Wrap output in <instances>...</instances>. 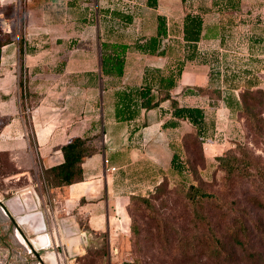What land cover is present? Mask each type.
Here are the masks:
<instances>
[{
	"label": "rangeland",
	"instance_id": "rangeland-1",
	"mask_svg": "<svg viewBox=\"0 0 264 264\" xmlns=\"http://www.w3.org/2000/svg\"><path fill=\"white\" fill-rule=\"evenodd\" d=\"M184 11L180 0H163L157 9L148 7L146 0H0V44L11 40L0 58V198L6 202L15 197L19 216L33 211L35 201L43 207L49 251L58 258L42 250L41 255L54 260L42 264H264L263 94L248 97L260 118L250 124L236 113L232 115L225 105L213 108L223 94L207 90L210 86L202 96L178 95L182 104L205 106L209 120L215 121L217 137L205 142L202 153L196 137L190 136L188 146L185 144L183 136L193 130L190 124L184 123L176 131L169 129L166 137L179 148L190 172L181 176L166 167L160 189L140 193L151 196V204H132L127 209V230L120 234L96 233L89 224V210L66 208L61 203L70 186L49 189L44 182L31 120L34 112L38 117L36 108L43 102L56 104L60 108L53 114L63 119L82 116L84 128L86 122L96 124L83 136H101L107 106L124 90L122 78L101 73V45H127L128 66L136 79V71L154 58L142 55L136 42L155 35L158 15H163L168 33L176 40L173 54L166 59L168 66L182 57L177 41ZM21 37L26 50L22 57ZM67 66L72 72L63 74ZM38 68L62 72L63 82L52 88L37 84L33 77ZM21 78L26 81L24 90ZM237 144L248 152L255 174L228 180L217 156ZM169 161L168 157L164 165ZM190 184L215 194V200L191 202L187 195ZM20 228L30 239L37 236L27 223ZM21 247L5 244L4 256L14 249L19 262L11 264H33V252ZM5 259L0 257V264Z\"/></svg>",
	"mask_w": 264,
	"mask_h": 264
},
{
	"label": "crops",
	"instance_id": "crops-1",
	"mask_svg": "<svg viewBox=\"0 0 264 264\" xmlns=\"http://www.w3.org/2000/svg\"><path fill=\"white\" fill-rule=\"evenodd\" d=\"M180 1L185 9L186 5ZM215 1L188 0L193 3L194 9L203 8L206 11L203 38L199 45L204 49L218 48L221 51L225 65L223 72L226 73L220 85L225 90L223 96L226 93L230 94L231 90L238 95L247 87L252 89L264 87V0H238L236 4L228 2L229 8L235 7L238 12L217 11L219 5H215ZM162 4L163 0H159L158 8ZM184 15L185 11L180 19V38L183 35ZM169 36L172 35L169 33ZM129 57L127 53L125 72L120 77L123 79L124 85L121 86L124 90L140 87L147 67L162 69L167 67L166 57L153 56L151 62L145 63L136 71L134 79L132 68L128 66ZM66 68L63 74L72 72L70 66ZM76 72L78 70L75 69ZM209 72V64L188 61L178 86L172 91L173 94L179 99L178 95H185L182 92L183 88L195 86L206 88L211 84ZM63 74L45 72L38 68L33 78L37 84L52 88L63 82ZM96 76L98 77V74ZM73 78L74 75L71 79ZM73 82L78 85L77 74ZM79 84L83 86V81L80 80ZM122 91H118V95L107 106L109 112L104 116L105 127L102 135L97 137L99 141L95 143L100 150L87 157L83 163L85 179L70 185L67 188V195L61 201L66 208L73 206L76 209L89 210L88 219L92 230L96 233L107 232L110 235L127 230V206L131 196L153 191L163 181L166 167H171L174 142L166 137L169 129L176 131L181 129L184 123L189 124L182 121L180 127L164 128L163 123L170 115H162L160 109L142 110L139 115L129 117V113H121L123 102L119 93ZM202 95L205 94L196 96ZM220 104L225 105L232 115L235 114L227 106L225 96L219 98L218 103H214L212 107L217 108ZM166 105L167 103H164L163 106ZM209 105L211 106L210 102ZM201 107L206 110L205 106ZM58 108L60 107L56 104L43 102L36 108L38 117L35 116V112L31 116L37 154L41 158L42 167L62 162L61 147L74 137L83 136L91 127H96V124L86 122L84 128L82 116L80 120L78 117L63 119L60 114H53ZM187 131L189 130L183 134ZM168 157L170 161L164 165ZM111 167H115L116 170L113 171ZM20 204L25 207L22 202ZM12 207L18 209L16 200L13 201ZM30 213L32 217L23 222L28 226L31 224V227L29 226L31 230L35 231L41 227L43 220L46 223L44 209L36 201Z\"/></svg>",
	"mask_w": 264,
	"mask_h": 264
},
{
	"label": "trees",
	"instance_id": "trees-1",
	"mask_svg": "<svg viewBox=\"0 0 264 264\" xmlns=\"http://www.w3.org/2000/svg\"><path fill=\"white\" fill-rule=\"evenodd\" d=\"M186 5L185 15L183 17V35L177 41L179 50L182 51V57L176 58V61L168 64L165 68L147 67L144 71L143 83L137 89L123 90L119 93V97L123 102V108L121 113H129V117H135L139 115L142 110L160 109L162 115L169 114L170 117L163 123L164 128H177L180 127L182 121H187L193 128L192 131L187 132L183 139L188 146L189 137L197 138L198 145L204 153L205 142L216 137V131L214 132L215 121L209 120L206 110L201 106L181 104L179 99L173 94V90L178 86V81L182 76L185 64L188 61H195L198 63H207L210 66V87L211 91L219 92L223 94L224 89L221 88V80L224 79L225 71L224 60L220 49L213 50L204 49L199 45V42L203 38L204 13L203 8L194 9L193 3L188 0H182ZM229 3L236 4L238 0H216L215 5L217 11L238 12L235 7L229 8ZM146 5L150 8L157 9L159 0H146ZM234 6V5H232ZM127 19L131 22L132 17L128 16ZM168 24L166 18L163 15H158L157 33L150 37L139 39L136 42V49L143 54L159 57H169L173 54L175 47L173 46L172 36L168 33ZM25 39L20 38L19 52L21 57L25 53ZM11 43V40L7 38L0 44V58L2 56V48ZM128 46L125 44H112L104 43L100 49V67L101 73L104 76H123L125 72ZM20 86L26 87V81L21 78L19 81ZM205 87H192L183 88L182 92L185 95H201L207 91ZM228 92V91H227ZM230 94L224 95L227 106L230 107L237 115L243 120V123L250 124L253 120L259 121L260 118L255 113L253 106L248 102L249 95H264V87H258L252 89L247 87L238 95L234 90L230 91ZM223 96V97H224ZM164 103H167L164 107ZM138 129V128H137ZM195 130V135L192 132ZM95 137L90 138L88 136H77L70 140L67 144L61 147L63 154V161L49 166L42 167L43 178L45 185L50 188H66L76 182L83 181L85 179L83 163L85 159L100 150L95 144ZM173 155L171 159L170 169L181 176H185L190 172L187 162H184L181 157L179 148L172 145ZM219 161V167L226 174L228 180H233L235 177L250 178L255 173L252 170L256 168L253 161L248 156L245 148L239 144L235 148H227L225 155L217 156ZM264 177V174H261ZM163 181L158 184L154 189L159 190ZM155 191V192H156ZM151 195V194H149ZM188 198L191 202L199 204L204 201H214L216 195L207 191H204L199 186L190 184L188 192ZM137 201L142 203L151 204V196H144L142 194L132 195L127 209L130 211V206ZM264 206V204H263Z\"/></svg>",
	"mask_w": 264,
	"mask_h": 264
},
{
	"label": "flooded vegetation",
	"instance_id": "flooded-vegetation-1",
	"mask_svg": "<svg viewBox=\"0 0 264 264\" xmlns=\"http://www.w3.org/2000/svg\"><path fill=\"white\" fill-rule=\"evenodd\" d=\"M2 203H4V201L0 198V257L6 258L4 264H11V262L12 263L19 262V256L15 254L14 249L10 250V254L7 257L4 256V252H5L4 245L5 244L12 245L13 247L16 248L17 247L16 242L21 243L22 246L24 247V248L22 247L21 248L24 249L25 251L31 252V253L33 252V255L36 258L34 259L35 261L33 260L34 261L33 264H42L41 261L36 256V254L34 253V251L32 250V248L30 247V245L25 240L23 234L18 229L17 225L15 224L11 216L9 214L7 215L4 213V210H3L4 205ZM17 234H19L22 237L23 242H21ZM14 237H15V240H14Z\"/></svg>",
	"mask_w": 264,
	"mask_h": 264
},
{
	"label": "water",
	"instance_id": "water-1",
	"mask_svg": "<svg viewBox=\"0 0 264 264\" xmlns=\"http://www.w3.org/2000/svg\"><path fill=\"white\" fill-rule=\"evenodd\" d=\"M13 200H15V197L10 199V200H7L6 202H4L2 204L4 205L5 210L8 212V214L11 216V218L13 219L15 224L17 225L18 229L21 230L20 226L23 225V224H26L23 221L25 219H30V217H32V214L29 212V213L24 214V215H20V216L17 215V212H16L15 208L12 207ZM32 226H33V224H32ZM46 231H47V226H46V223L44 222V220L42 221L41 227L39 226V228L35 229V231H34V233L37 234L36 237H39L41 235V236H46L47 239H48V244L45 245V246H41V247L40 246L36 247L33 244L32 240L29 239L25 234H23L25 240L30 245V247L32 248V250L34 251V253L36 254V256L38 257V259L40 261H43V255H41V253L43 252L42 250H48L49 251V249L51 248L50 237H49L48 233H46ZM83 237H84V240L86 241V234H83ZM32 239H34V238H32ZM67 243H69V240L67 241ZM64 248H65V251H66L67 249H66L65 245H64ZM51 253L54 254V256L57 257L56 253H54V252H51Z\"/></svg>",
	"mask_w": 264,
	"mask_h": 264
},
{
	"label": "bare ground",
	"instance_id": "bare-ground-1",
	"mask_svg": "<svg viewBox=\"0 0 264 264\" xmlns=\"http://www.w3.org/2000/svg\"><path fill=\"white\" fill-rule=\"evenodd\" d=\"M3 210H4V213L5 214H7L8 215V213H7V211L3 208ZM6 219V218H5ZM20 232V231H19ZM32 240V242H33V244L36 246V247H41V246H45V245H47L48 244V239H47V237L46 236H39V237H36V238H34V239H31ZM16 244H17V246H19V247H21L22 246V244L21 243H19V242H16ZM22 248H24L23 246H22ZM49 252H51V251H48V253ZM57 258H58V255H57ZM47 259H53L52 257H50V256H43V260H47Z\"/></svg>",
	"mask_w": 264,
	"mask_h": 264
},
{
	"label": "built area",
	"instance_id": "built-area-1",
	"mask_svg": "<svg viewBox=\"0 0 264 264\" xmlns=\"http://www.w3.org/2000/svg\"><path fill=\"white\" fill-rule=\"evenodd\" d=\"M216 137H217V134H216ZM111 169L114 171V170H116V168L115 167H111Z\"/></svg>",
	"mask_w": 264,
	"mask_h": 264
}]
</instances>
